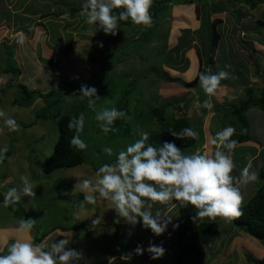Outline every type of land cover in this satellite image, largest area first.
Instances as JSON below:
<instances>
[{"label": "rangeland", "instance_id": "obj_1", "mask_svg": "<svg viewBox=\"0 0 264 264\" xmlns=\"http://www.w3.org/2000/svg\"><path fill=\"white\" fill-rule=\"evenodd\" d=\"M167 1L170 4L169 15L154 30L157 33L151 38V41L153 40L152 45H146L145 48H143L144 45L141 46L143 48L142 55L135 58V65L132 64L134 62L130 63V70L124 69V67L128 68V64L115 67L117 70L115 75L112 74V70H109L112 77L109 84L111 90L108 91V94L106 93L105 97L96 100L93 108L89 106L88 99L80 100L75 91L80 92L82 85L95 87L97 93L100 90L104 91V85L102 87L98 85V83L102 84L99 79L105 71L101 65L103 56L112 48H118L122 44L128 43L129 40L133 39V36H139L141 29L136 35H134L136 29L133 26L120 28L116 35L102 34L96 25L85 23V18L80 15L82 9L72 15L69 13L71 12L70 8L82 5L85 0H0V108L5 109L19 124V129L12 132L0 120V129H3L0 131V149H8L7 152L0 153V226L15 223L12 220L15 218L13 212L21 219L25 218L24 214H27V219L36 221L34 226L36 233L33 232L36 243L43 235H48V231L54 227L68 229L74 224V219H78L81 224L85 222V226H92L93 220L103 217L105 221L117 222L119 220L122 225L118 226L119 231L111 239L113 243L108 242L105 249L96 250L89 256H87V252H84L85 260L80 262V264H98L106 260L105 264H119L118 262L122 259L119 242L134 240V236H138L142 232H140L141 227L135 230L140 225L133 227L123 223L124 219L118 217L115 209H113L114 204L99 197L98 193L85 189L82 181L87 179L95 182L99 179L97 176L98 169L103 164L114 163L119 151L126 150L128 145L139 139L140 132H148L149 129L158 126L156 117L145 115V111L150 107H159L162 106V103L167 104L169 102L172 106H166V114L164 111L166 121L172 122L174 118L189 116L187 120L194 125L196 118L199 120L196 107H200L208 96L203 99V94L199 91L197 93L201 95L198 97H195L193 92L192 95L189 94L188 96L186 94L191 92H186L184 85H180L183 88L174 90L173 95H170L166 90L161 89L165 88V85L170 84L171 81L174 83H179V81L169 80L168 77L167 79L162 75L166 73L167 76L178 80L179 78L174 76L193 77L191 68L193 62L196 61L195 56L198 57L196 54L198 48L194 44L198 42L196 36L201 39L199 46L205 52V46L208 41L210 42L213 17L219 12L222 13L220 24H216V29L221 35L231 36L234 23L231 19H237L238 14L242 11V8H236L235 5H247L246 0H206L207 2L204 4L200 0ZM249 10L257 15L258 12L264 10V6L258 2ZM52 11H59L62 14L59 16L52 14L41 16L43 13ZM203 12L205 21L202 19ZM256 31V29L248 31L252 37L249 45H253L256 40H260L261 44L264 42V33L261 37ZM71 33L73 37H71ZM20 34L24 36L23 44L18 42ZM192 35L194 36L193 41L190 42L189 37ZM57 38L63 42V48H69L70 42H72L73 49L70 52H65L54 48L58 47ZM225 38L222 37L218 47L220 49L218 51L219 66L226 64L224 53L221 51L227 45ZM178 39H185L186 41L177 51H171L175 45L177 46ZM236 40L238 39L235 37L233 41ZM134 41L131 45L132 49L135 48ZM258 45L259 43L256 41L257 48ZM155 48H158V54H156ZM260 49L264 50V47ZM251 50V47L247 48V51ZM251 56L255 60L256 57H253V54L249 57L243 52L238 55L241 60L245 57L247 62L250 61ZM6 60L18 67L19 74L1 71L7 63ZM139 71L143 72V75ZM261 78L259 81L264 87V76ZM72 83L78 85V89H73ZM19 84L28 90L35 89L41 93L52 92L53 94L50 99L36 98L27 107L14 105L13 99L20 93ZM130 84L134 85L133 87L138 86L140 91H143L138 96L137 91L129 94L131 97L137 96L139 100L128 102V107H126L133 114L131 127L132 129L134 127L135 130L133 129L131 135L122 137L125 132H120V129L122 125L124 131L126 128V122L123 119L122 123L120 121L117 123L120 124L119 127L114 126L115 133H104L100 127L101 122L95 119L96 111L111 107L123 111L122 105L127 103L128 98L126 97V100L123 101L122 96L124 89ZM154 84L156 88L153 86ZM256 85L252 87H256ZM145 93L150 97L146 96ZM100 95L98 93L99 97ZM144 97L145 100H142ZM211 100L213 102L214 98ZM64 105L74 106L76 110L81 108L85 116L81 137L88 147L85 149L82 163L73 167L58 168L47 173L42 169V164L53 151L57 139L58 116L48 119L43 116L39 117L37 113L46 107L48 110L45 114H50V112L58 111ZM213 105L215 116L218 117L217 120L220 125L232 126L233 117L230 114L225 117V114L232 110L229 107L232 104L213 103ZM173 106L182 108V111H185L186 108L188 110H186V114H180L182 111L178 113ZM141 111L145 113L143 114ZM196 128L198 127L196 126ZM124 137L127 138L123 139L122 143H117ZM196 140H199V136ZM199 145V142L192 144L190 149L193 150ZM105 147L113 149L112 156H108L103 151ZM97 148L100 151H97ZM232 155L235 162L237 156L236 154ZM259 163L258 160L252 163L254 171H256ZM261 165L264 168V160H262ZM21 175L28 177L32 183L35 197L25 196L15 205L5 207V194L10 188L21 186L19 179ZM233 175H239L237 164ZM258 177L257 181L252 182L255 186L254 192L263 182L261 175L258 174ZM85 195H94L96 202H88L84 199ZM153 206L159 207L161 210L164 208V205L159 203ZM174 208L175 206H172L170 211H167L168 217L172 219L167 231L173 229V225L184 222L186 228L178 231L183 240L185 234L187 238L195 225L200 222H215L217 225L216 235L213 239L200 245V256L195 258L192 253H189L182 264H264V244L252 235L240 230L237 224L226 222L219 217L215 220L204 218L194 221L192 218L195 216L196 210L193 206L188 205L180 214H175L178 210L172 212ZM140 224L142 225V223ZM94 225H98V223ZM73 231L72 229L68 230L71 235ZM167 231L160 236L153 233L148 234V239L155 240L158 245L163 243L166 252L162 257L146 262L144 257L131 256L130 260L128 259L124 264H174V256L171 258L167 253L168 244L165 240H160ZM105 232H111V229ZM58 239L63 238L58 237ZM93 239V235L87 238L83 237L81 232L79 239H71L70 246L83 251V247L85 249H88V245L92 247L91 241ZM54 240L57 238L54 233H50L48 241ZM143 248H146V244ZM106 254H108L107 257Z\"/></svg>", "mask_w": 264, "mask_h": 264}, {"label": "clouds", "instance_id": "obj_2", "mask_svg": "<svg viewBox=\"0 0 264 264\" xmlns=\"http://www.w3.org/2000/svg\"><path fill=\"white\" fill-rule=\"evenodd\" d=\"M152 0H85L80 15L85 18V23L96 25L98 30L105 34L116 35L121 21L131 20L137 25L151 27L153 20L150 14ZM123 9L119 14L114 9ZM19 43H24V36L20 34ZM102 47V45H101ZM230 69L231 65H225ZM230 77V72L221 70L218 73L211 71L199 74L200 87L207 96H213L221 87V81ZM80 96L88 98L90 107H95L97 95L95 87L82 85ZM204 109H211L213 104L205 100L201 104ZM95 119L100 123L104 133L114 132L113 127L117 119H129L127 113L115 107L102 108L96 111ZM0 120L12 132L19 129L17 121L7 111L0 108ZM85 123L83 113L73 117L67 127L75 130V135L70 140V145L85 150L88 145L81 139ZM3 129H0L2 131ZM235 128L228 126L218 131L211 139V144L216 145L212 154L193 153L185 154L174 143L164 142L162 146L149 143L150 133L142 131L139 139L128 145L126 150L117 154L114 163L103 164L97 172L95 182L83 180L85 189L98 193L99 197L111 201L118 217L125 223L135 227L142 223L144 229L160 236L168 229L172 219L167 211L157 209L153 213V205L174 206L173 201L179 202L182 207L191 205L195 208L194 221L217 217L226 222H231L243 215L244 194L242 187L258 180V173L253 170L251 159L241 170L240 176H234L236 164L232 152L237 141L231 139ZM177 138L196 139L199 133L193 128L186 127L179 132H172ZM7 148L0 149V153L7 152ZM103 151L113 155L111 147ZM21 186L10 188L4 198V206L15 205L22 197H35V191L28 177L20 176ZM85 200L96 202L94 195H85ZM99 222L93 220L92 224ZM119 222V220L117 221ZM36 221L21 219L18 222L17 232L30 233ZM179 225H173V229ZM131 235V233H129ZM71 237L65 236L51 243L42 242L34 244L31 240L16 239L7 247V254L0 255V264H80L85 260L82 250L71 247ZM136 255H143L145 251L151 259L162 257L166 249L149 241V246L144 249L137 245L133 250ZM131 253L124 257H131Z\"/></svg>", "mask_w": 264, "mask_h": 264}, {"label": "trees", "instance_id": "obj_3", "mask_svg": "<svg viewBox=\"0 0 264 264\" xmlns=\"http://www.w3.org/2000/svg\"><path fill=\"white\" fill-rule=\"evenodd\" d=\"M200 1L203 4L204 2H207L206 0H200ZM255 3L256 1H251V2L248 1L247 5L251 7L255 5ZM82 5L78 7L70 8L71 12L69 13H75L76 11L81 10ZM169 8H170V4L168 3L167 0H152L150 14L152 16L153 23L151 27L134 24L131 22L130 19L128 21H121L119 23V30L120 28L121 29L125 28V26H127L128 28H130L129 26H133V28L136 29L134 30L135 31L134 35H136L141 29L140 34L138 33L139 36L138 35L133 36L132 40H129V42L125 43L124 45L122 44L121 47L111 49L109 52L106 53L105 56H103L101 65L105 71L104 73L101 74L100 79H99L101 80L102 84L98 83V85L100 87L104 85L103 89L105 90L104 91L100 90V92H98L101 94L100 98L105 97L108 94V91L111 90V88L109 87V84H110L112 77H111V74H109V70H112L111 71L112 74L115 75L117 73V70L115 69V67L121 66L123 64H128V68L124 67L125 70L131 69L130 63L134 62L135 58L138 57V55H142L141 51L143 50V48H145L146 45L148 46L152 45L151 42L153 40L151 41V38L153 37V35H156L157 33V31H154V30L159 25H161L162 20L166 18L167 15H169ZM113 11L115 14H119V12L123 11V9L122 8L114 9ZM49 14L59 16L62 13L59 11H52L50 13H43L41 16L44 17ZM203 14L204 12L202 13V15ZM202 19L205 21L204 15ZM219 21H220V15L217 14L213 17V20H212V31H211V39H210V47H209V59L211 61L213 60V55L215 53L217 42L219 39V34L216 29V24ZM201 24H202V21H201ZM261 24L264 25V22H261V23L259 22L257 26ZM133 40H135L134 41L135 48L133 47L132 49L131 45H132ZM185 41H186L185 39H178L177 46L175 45L173 49H171V51L172 50L177 51ZM187 42H188V39H187ZM141 46H143V48H141ZM155 50H157L155 52L156 54H158V48H155ZM196 54L200 58L199 56L200 53L198 50ZM6 61L7 63H5V67H3L1 71L6 72V73L16 74V75L19 74L20 71L18 70V67L16 65L11 64L8 60ZM132 64L135 65V62ZM144 67L142 66L141 68L143 69ZM120 68L123 69V67H120ZM142 69H139V70H142ZM139 73L143 75V72L139 71ZM162 77H165V78L168 77L169 79L170 78L172 79V77H170L169 75L167 76L166 73H164ZM197 79H198V73L189 81H185L181 78H179V81L184 86H192L196 84ZM124 80L127 81L128 79H124ZM146 80L148 81L149 79H146ZM21 85L20 84L18 85L19 90H20L19 95H17L13 99L14 105L17 104V105H22L24 107H27L36 98L50 99L51 95L53 94L52 92L41 93L35 89L28 90L27 88ZM71 86L73 89H78V85H76L75 83H72ZM129 86L126 89H124V94L122 96L123 101L126 100V97L128 98L127 103H124V105H122L124 107L122 110L126 112L127 116L129 117V119H125V122H126L125 131L123 130V125L121 124L122 127L120 129V132H125L124 134L122 133L123 135L121 134L122 137L125 135H128V136L131 135V133L133 132V129L135 130L134 127L133 129L131 127V123H132L131 121L134 118L133 114L131 113V111L129 112L126 108L128 107V102L137 101L138 94L141 95L143 93V91L142 92L140 91L141 89H139L138 86L133 87L134 85H131V84ZM153 86L156 88L155 84ZM135 91H137L136 97L129 96V94ZM75 92L80 100L88 99V98H82L80 96V92L78 91H75ZM251 94H249L248 95L249 97L244 99V101L241 102L236 108L232 109L229 113L225 114V117L229 116V114L231 117H233L231 127L235 128L236 131L234 135L231 137V139L236 140L237 144L242 143L248 139V129H249L248 120L246 119L244 112L248 110V108L252 106H256L264 113V91L261 90L258 95H254V96H252ZM146 96H149V95L146 94ZM142 100H145V97ZM165 105L166 104L162 103V106L150 107L148 110L145 111L146 113L141 111V113L143 114L145 113V115L147 116L156 117V119L158 120V126L148 130V132L150 133L149 143H152L154 146H157V147L162 146L164 142L174 143L185 154H192L191 151L193 150L189 151V148L192 144H195L199 142V140H201L202 131L200 130V128H196L194 125H192L185 117L175 119L172 122L166 121L165 120L166 117L164 115ZM47 110L48 108L43 107L37 113V115L39 117L40 116L46 117L48 119L55 118L56 116H58L57 117V139L53 146L52 153L43 162L42 169L45 172L49 173L58 168L73 167V166H76L82 163L84 155H85V150H79L70 145V140L76 133L74 129L70 130L67 127L68 122L74 116L78 118L80 113H82L81 108H79V110H76L74 106L70 107V106L64 105V106H61V108L58 111L50 112V114H45ZM43 112H44V115H43ZM119 121L120 123H122L123 119H117L114 122L113 127L115 125L117 126L120 125V124H117ZM228 126L223 125V129ZM186 127L193 128L195 131L199 133L198 141L196 140L197 138L196 139H192V138L181 139V138L175 137L172 134V132H179L181 129L186 128ZM125 138L127 137H124L118 140V142L117 141L116 142L120 144L124 141L123 139ZM97 151H100L99 148H97ZM258 174L261 175V177L263 178L262 184L259 186L256 192H254L249 198H247L244 201L243 208H242L243 215L237 219L232 220L231 222L232 224H237L240 227V230H243L244 232L252 235L253 237L257 238L259 241H261L264 244V168L263 167L260 169ZM113 223L116 224V222H112L110 220V224H113ZM84 224H81L78 219H74V224L71 227H69V229L78 230V229L83 228ZM115 227L117 228L118 225ZM216 231H217V225L215 222H200L195 225V227L189 233L187 238L185 234L184 240L182 239L181 235H179V237L177 238L179 248L174 254V264H182L185 257L189 253H192L195 258H198L201 254L200 245L210 242L213 239V237L216 235ZM78 232L81 233L82 231L78 230Z\"/></svg>", "mask_w": 264, "mask_h": 264}, {"label": "crops", "instance_id": "obj_4", "mask_svg": "<svg viewBox=\"0 0 264 264\" xmlns=\"http://www.w3.org/2000/svg\"><path fill=\"white\" fill-rule=\"evenodd\" d=\"M248 1L249 0H246L245 2L247 3ZM252 1H256L255 5L258 2H261L262 5L264 6V0H252ZM249 2H251V1H249ZM235 7L239 8V9L242 8L241 9L242 11L239 14L237 12V14H238L237 19H231V21L234 22L232 25L231 36H228L227 34H225L226 36L221 35L217 29L218 34H219V40L217 42V47H216L215 53L213 55L212 61L209 59L210 42L208 41V43L206 44L205 52H204L202 50V47L199 46V41L201 39H199L196 36V39H198V42L194 43V44H196V46L198 48V51L200 53V55H199L200 58L195 56V54H194V56L196 57V61H195L196 63L193 62L191 71L193 72L192 75H194V76L198 73V79H197V82L195 85L184 86L186 92H191V93H187L186 95H188V96H189V94L192 95V92H193V94H195V97H198L199 95L203 94V99H204L207 97V95L204 93L203 89L200 87L199 74L202 72H208V71H211L212 73H218L221 70L228 71V72H230V77L226 80L221 81V87L217 90L216 94L214 96H208L207 100H210L212 104L213 103H218V104L221 103L224 105L232 104L231 106H229L231 109L236 108L241 102L244 101V99L249 97L248 96L249 94L252 93L251 95L254 96V95H258L261 90L264 91V87H263L262 83H260V81L262 79L261 76L262 77L264 76V50H262L260 48L264 47V42L261 44L259 42L260 40H256L259 43L258 48L256 47V41L254 42L253 45H249L252 37H251L250 32H248L249 30L256 29L257 30L256 32L261 37L263 36L264 25L261 24V25L257 26V24L259 22L260 23L264 22V10L258 12L256 15V13L251 12L249 10V8L254 7V5L250 7L249 5L242 4L239 6L235 5ZM72 14H74V13H71V15ZM217 14L220 15V19H221L222 13L219 12ZM80 21H84V20H80ZM218 23L220 24V21ZM101 33L103 34L104 32H102V30H101ZM238 33H239V35H238ZM70 35H71V37H73L72 33ZM193 37H194L193 35L189 37L190 42L193 41V39H192ZM222 37H226L225 40L227 41L226 47L223 50H221L224 53L226 64H222L221 66H219L218 51H220V49L218 47H219L220 40L222 39ZM235 37L238 40L233 41V39ZM210 39H211V35H210ZM56 40H57L56 43H58V47H54V48L61 49L62 51H65V52H70L73 49V47H72L73 43L72 42H70L69 48H67V47L63 48V42L61 41V39L57 38ZM249 47H251V49H252L251 51H247V48H249ZM46 49L49 50L48 48H46ZM240 49H242V50H240ZM242 52L245 55H247L248 57H249V55L253 54V57H256L255 60L252 58V56L250 57V61L248 60L250 63L247 62V59L245 57L243 58V60H241L238 57V55H239V53H242ZM204 62H206V63H204ZM225 65H231V68L226 69ZM174 77L175 78H183L181 76H178V77L174 76ZM193 77L183 78V80L189 81ZM169 80L179 81L178 79H174V78H172V79L170 78ZM179 83H181V82L179 81ZM179 83L178 82L174 83V81H171L170 84L165 85L166 87L161 89V90H166L170 95H173L172 93L174 90H178L179 88L180 89L183 88V86L180 87V85H183V84H179ZM255 84H257L256 87H252ZM192 87H194V88L192 89ZM198 91L201 94L198 95V93H197ZM162 96H163V94H162ZM212 98H214L213 102L211 100ZM162 99L164 100V98H162ZM168 105H171V104H169V102H167V104L165 105V114H166V106L168 107ZM213 107H214V105H213ZM213 107L211 109H204L202 107H196L198 110L197 115L199 116V120H198V118H196V121H194L195 122L194 126L196 125L198 128H200V130L202 131V137H201V140H199V143H200L199 147H195L193 149V151H191L192 154L193 153L212 154L216 150V145L211 144L210 141L218 131H221L223 129V126H221L220 123L218 122V120H217L218 117L215 116L216 113L213 110ZM174 108L177 109L178 113L182 111V108H178L176 106ZM194 108H195V106H194ZM186 110H188V109L186 108ZM186 110L185 111L183 110L180 114H183V113L186 114ZM197 115H196V117H197ZM244 115H245L246 119L248 120V127H249L248 139L242 143L237 144L235 149L232 152V154H234V155L236 154V156H237L235 163L237 164V168H238V172H239L238 176H240L241 170L248 164L249 159H251L252 163L255 160H258L260 162L259 166L256 167L257 173L262 168L261 162H262V160H264V113L258 107L252 106L244 112ZM187 117H189V116H187ZM172 120L174 121L175 118ZM200 149H202V150H200ZM190 150L191 149L189 148V151ZM254 189H255V186L253 185L252 182L250 184L242 187V193L244 194V201L254 193ZM173 205L175 206V208L172 210V212L178 210L175 214H180L185 208V207H182L179 204V202L173 201ZM171 208L172 207H169L168 205H164V208L162 210H164V211L169 210L170 211ZM157 209H159V207L153 206V209H152L153 213H155V211ZM23 213H24V211H23ZM13 216L16 218V219L15 218L12 219L15 223L7 224L6 226H0V255L7 254L8 245L15 242L16 239L31 240L34 244H38V243H42V242L51 243L48 241L50 233H54V235L57 239H58V237L64 238L65 236L71 237V239H77V238L79 239L81 237V233L78 232V230H82L83 237L89 238L90 236L92 237V235L94 237L93 241H91V243H93L92 247H90V245L87 246L88 249H85L83 247V249H84L83 252H87V256H89L90 254H92L96 250L105 249L108 242L113 243V241H111V239H113L115 233L119 231L118 227L116 228L115 226L122 225V224H120V222L118 224H117V222H116V224H114V223L110 224V220L105 221L104 217L98 218L99 219L98 225L92 224V226H88V225L85 226V224H84L83 228L78 229V230L74 229L72 235L68 232V230H71L69 228L68 229H59L58 227L52 228L48 232V235H43L38 240V242L36 241V243H35L36 237H33V232L36 233V229L33 228L30 233H25V234H21V233L17 232L18 222L21 220V217H18L16 213H13ZM24 217H25L24 219H27L26 218L27 214H24ZM123 223H125V221ZM177 224L179 225L178 230L170 229L167 231V233L165 235L161 236V238H160V240H165V242L168 244L169 249H167V253L170 255L169 257H171V258H172V256H174L175 252L179 248V244L177 242V238L179 237L178 231H180V229L184 230V228H186V225L184 222L183 223H177ZM137 225H140V226L137 227L135 230H137L138 228L141 227L140 232L141 231L142 232L139 233L138 236L135 235L134 240H128V241L122 240L121 243L119 242L120 248H121V253H122L120 257L122 258L124 255L132 253L131 256H136L138 258L144 257V261H146V262L148 260L151 261L150 255L147 253V251H145L144 254L141 256L136 255L135 252L133 251L137 247V245H142L144 247L146 244V248H147V246L149 245V241H152L154 244L158 245L155 240L148 239V234L152 233L150 229H144L141 224H137ZM109 229H111V232H105L106 230H109ZM148 230H149V232H148ZM72 237H75V238H72ZM150 237H153V236H150ZM146 242H148V243H146ZM115 245H117V244H115ZM146 248H144V249H146ZM107 255L108 254H106V257H107ZM132 258H134V257H132ZM128 259L130 260V257H124L118 263L121 264L120 262H122L124 264ZM169 261H170V259H169ZM105 263H106V260H104L98 264H105Z\"/></svg>", "mask_w": 264, "mask_h": 264}, {"label": "bare ground", "instance_id": "obj_5", "mask_svg": "<svg viewBox=\"0 0 264 264\" xmlns=\"http://www.w3.org/2000/svg\"><path fill=\"white\" fill-rule=\"evenodd\" d=\"M59 42V41H58ZM104 223V222H103ZM103 225V224H102ZM115 253V252H114Z\"/></svg>", "mask_w": 264, "mask_h": 264}]
</instances>
